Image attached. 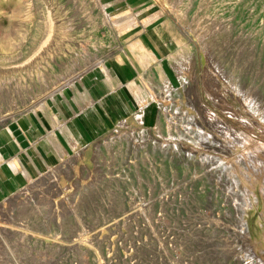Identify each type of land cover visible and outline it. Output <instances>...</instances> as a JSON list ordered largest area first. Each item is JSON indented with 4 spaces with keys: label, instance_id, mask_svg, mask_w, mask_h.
Here are the masks:
<instances>
[{
    "label": "rangeland",
    "instance_id": "1",
    "mask_svg": "<svg viewBox=\"0 0 264 264\" xmlns=\"http://www.w3.org/2000/svg\"><path fill=\"white\" fill-rule=\"evenodd\" d=\"M157 10L147 28L165 42L174 83L163 74L140 93L171 104L108 107L98 126L78 81L58 90L34 120L64 139L65 156L0 202V224L17 230L0 237V264H264L251 251L264 258V0H0V131L70 70L109 76ZM130 16L139 28L121 37L115 23ZM115 221L116 254L78 241Z\"/></svg>",
    "mask_w": 264,
    "mask_h": 264
},
{
    "label": "crops",
    "instance_id": "2",
    "mask_svg": "<svg viewBox=\"0 0 264 264\" xmlns=\"http://www.w3.org/2000/svg\"><path fill=\"white\" fill-rule=\"evenodd\" d=\"M159 39L162 40V38ZM141 56L142 54H120L111 65L108 64V67H111L108 71L112 70L109 76L97 68H90L86 72L88 84L84 82V86L86 85L85 87L89 95L95 99L94 101L98 104L103 101L107 107L170 105L171 103L163 102L161 98L146 100L140 91L144 87V83H151V85L161 83L163 74L167 82L174 83V74L170 73L173 59L169 54H156L155 58L143 62L147 65L144 67L141 63ZM115 75L121 80V84L117 86L118 95L110 85ZM182 81L185 82L186 78L183 77ZM167 95L171 96V94ZM101 122L104 121L101 120ZM13 124L11 129H14L9 134H5L3 130L0 131V202L26 186L29 178L31 179L36 174L43 172L51 165L53 167L59 165L65 156L64 139L59 137L57 133L52 132L50 134L51 132L42 129V125L36 123L35 126L29 121H22L21 119L16 120Z\"/></svg>",
    "mask_w": 264,
    "mask_h": 264
},
{
    "label": "bare ground",
    "instance_id": "3",
    "mask_svg": "<svg viewBox=\"0 0 264 264\" xmlns=\"http://www.w3.org/2000/svg\"><path fill=\"white\" fill-rule=\"evenodd\" d=\"M7 3V2H6ZM5 3V4H6ZM54 5V4H53ZM7 6V5H6ZM10 6V5H9ZM54 7V6H53ZM125 7V6H124ZM58 8V7H57ZM122 8V7H121ZM129 8V7H128ZM13 9V8H12ZM3 10V9H2ZM15 10V9H14ZM115 10V9H114ZM122 10V9H121ZM43 11V10H42ZM3 12V11H2ZM60 12V11H59ZM88 12V11H87ZM41 13V12H40ZM54 13V12H53ZM107 13V12H106ZM116 13V12H115ZM127 13V12H126ZM160 13H161V11L160 10H157V11H155L154 13H152V14H150V15H148V16H146L144 19H141L142 21H141V24L143 25V27L145 28V30H144V32H145V34H144V36H147L148 37V39H146L145 37H143V38H139V39H137V40H135V41H132L131 42V44H130V46H129V48L128 49H124L122 46H119L120 48H121V50L123 51V54H132V53H130L131 52V48H138L139 50H141V54H142V56H141V58H142V61H144V62H146V61H148L150 58H155V55L156 54H166L165 53V47H164V43H163V41L161 40V39H159V37L157 36V34L155 33V31H154V29L152 28V29H149V28H147V25L150 23V22H152L153 20H155L156 18H158L159 16H160ZM11 14V13H10ZM56 15H57V13H55ZM12 16V15H11ZM106 16V15H105ZM9 17H10V15H9ZM44 17V16H43ZM117 17V16H116ZM185 17V16H184ZM13 18V17H12ZM55 18V17H54ZM106 18V17H105ZM115 18V17H114ZM113 17H112V19H114ZM215 20H217V19H219V17H218V14H216V15H214V17H213ZM57 19V18H56ZM107 19V18H106ZM110 19V18H109ZM45 21V20H44ZM56 21V20H55ZM47 24H49V23H47ZM116 24V26H117V31H118V33H119V35L122 37V36H126V34H128V32H129V30H130V28L132 29H134V28H136L137 26H138V21H137V19L134 17V16H130V17H128V18H126V19H124L123 21H119L118 23H115ZM8 25V24H7ZM14 25V24H13ZM186 25V24H185ZM197 25H198V23H197ZM56 26V25H55ZM62 26H64V25H62ZM48 27H50V26H48ZM61 27V26H60ZM100 27V26H99ZM12 28V27H11ZM116 28V27H115ZM138 28H139V26H138ZM61 29H63V28H61ZM132 29V30H133ZM8 30V29H7ZM131 30V31H132ZM211 30H212V28H211ZM210 30V31H211ZM215 30V29H214ZM10 31V30H9ZM48 31V30H47ZM60 31V30H59ZM44 32V31H43ZM139 32V31H138ZM13 33V32H12ZM63 33V32H62ZM61 33V34H62ZM64 33H67L68 34V32H64ZM208 33V32H207ZM11 36V35H10ZM61 36V35H60ZM203 36V35H202ZM205 36V35H204ZM203 36V37H204ZM3 37V36H2ZM64 37V36H63ZM198 39V38H197ZM196 39V40H197ZM215 39V38H214ZM221 45V44H220ZM107 48V47H106ZM1 50V49H0ZM201 53V52H200ZM48 54H49V52H48ZM50 55V54H49ZM131 57V56H130ZM134 57V56H133ZM50 58H51V56H50ZM129 58V57H128ZM136 61V60H135ZM95 62V61H94ZM137 63V62H136ZM166 63V62H165ZM94 64V63H93ZM163 64V63H162ZM102 65V64H101ZM124 66V65H123ZM127 66V65H126ZM204 66V65H203ZM116 67V66H115ZM164 67V66H163ZM39 68V67H38ZM81 68V67H80ZM88 66H86V67H84L81 71H79V72H76V69H73V70H70L68 73H66L65 75H63V78H61V81H60V83H58V84H56V86L55 87H51V89H49L44 95H43V97L40 99V103H39V105H38V107L36 108V109H28V110H26V111H17V112H14V113H8V117L7 118H10L11 120H17V118H19L18 120H22V121H29L32 125L34 124H36L35 123V121H34V119H35V117H34V115H36L38 112H39V110L41 109V108H44V107H50V103L48 102V100H51L53 103H56V100H57V97L56 96H53L54 94H56V92L58 91V90H62L65 86H69V85H75L76 83V81H78L79 82V84L81 85V87L83 88V90L82 89H80V88H77V93L79 94V96H80V99H82L83 100V107H86V106H88V103L85 101V95H86V92H88L87 91V88L84 86V82H85V75H86V72H87V70H88ZM99 68V67H98ZM129 68V67H128ZM130 69V68H129ZM135 69V68H134ZM164 69H166V68H164ZM45 70V69H44ZM167 70V69H166ZM40 71V70H39ZM94 71V70H93ZM112 71V70H111ZM110 71V72H111ZM118 71V70H117ZM122 71V70H121ZM133 71V70H132ZM139 71V70H138ZM131 72V71H130ZM167 72V71H166ZM36 73H38V72H36ZM108 73V72H107ZM168 73V72H167ZM40 74V73H39ZM105 74V73H104ZM132 74V73H131ZM171 74H172V71H171ZM168 75V74H167ZM173 75V74H172ZM206 75V74H205ZM41 76V75H40ZM168 76H170V75H168ZM37 77V76H36ZM206 77V76H205ZM219 77V76H218ZM112 78V77H111ZM170 78V77H169ZM203 78V77H202ZM207 78V77H206ZM58 79V78H57ZM168 80V79H167ZM178 80V79H177ZM235 80V79H234ZM99 81V80H98ZM127 81V80H126ZM172 82V81H171ZM177 83V82H176ZM203 83V82H202ZM119 84H121V80L115 75V76H113V80H112V82H111V87L114 89V90H116V93H117V95L119 94L118 93V91H117V89H118V85ZM135 84V83H134ZM178 84V83H177ZM79 85V86H80ZM176 85V84H175ZM198 85V84H197ZM207 85V84H206ZM212 85V84H211ZM173 86H174V84H173ZM102 87H103V85H102ZM148 88H149V86H148ZM202 88H203V86H202ZM108 89V88H107ZM81 90V91H80ZM121 91H122V88L120 89ZM104 92H105V90H104ZM121 93V92H120ZM94 96V95H93ZM104 96V95H103ZM101 97V96H100ZM103 98V97H102ZM90 99V98H89ZM151 100V99H150ZM136 102V101H135ZM217 102V101H216ZM93 103V105L90 107V108H85V112H84V117L86 118V116L88 117V119H90V122L91 123H93L95 120L91 117L92 116V114H94L96 117H97V121L98 122H96L97 124L96 125H98V126H101L102 125V123H101V120H102V117H103V112H105V110L108 108L107 106H105V104H104V102L102 101V102H100L99 104L96 102V101H94V102H92ZM144 103H146V102H144ZM153 103V102H152ZM101 104V105H100ZM109 104V103H108ZM90 106V105H89ZM155 106V105H154ZM153 106V107H154ZM158 106V105H157ZM127 108V107H126ZM25 109V108H24ZM139 109V108H138ZM137 109V110H138ZM146 109V108H145ZM126 110V109H125ZM81 111V110H80ZM111 111V110H110ZM169 111V110H168ZM8 112V111H7ZM153 112H154V110H153ZM156 112H157V110H156ZM114 114V113H113ZM19 115V117H17ZM54 116V115H53ZM110 116H112V115H110ZM17 117V118H16ZM39 117V116H38ZM171 117V116H170ZM4 119V118H3ZM2 119V120H3ZM87 119V120H88ZM36 120V119H35ZM4 121V120H3ZM53 121L57 124V125H64L63 123L61 124V122H58L57 121V119H55V118H53ZM114 121V120H113ZM10 122V121H9ZM14 122V121H13ZM19 122H21V121H19ZM40 122V121H39ZM155 123V122H154ZM48 124V123H47ZM110 124V123H109ZM71 125H72V127L73 128H76L77 130L80 128V125H79V121L78 120H76V122L75 121H73L72 120V122H71ZM14 126V124L13 125H11V127H10V125H8V126H6V127H4V129H3V131L5 132V134H9V132H11V130H13V129H11L12 127ZM36 126V125H35ZM67 126V125H66ZM65 126V127H66ZM146 126V125H145ZM34 127V126H33ZM81 127H82V125H81ZM110 127V126H109ZM16 128V127H15ZM19 128V127H18ZM38 129V128H37ZM82 129H83V127H82ZM17 130V129H16ZM96 132V131H95ZM87 133V132H86ZM101 133V132H100ZM117 133V132H116ZM14 134H15V131H14ZM240 134V133H239ZM39 135V134H38ZM98 136V135H97ZM2 138V137H1ZM11 140V139H10ZM239 140V139H238ZM14 141V140H13ZM242 142V141H241ZM37 144V143H36ZM19 147V146H18ZM35 147V146H34ZM219 147V146H218ZM83 148V147H82ZM26 154V153H25ZM27 156V155H26ZM29 156V155H28ZM63 156H64V154H63ZM57 159V158H56ZM18 160H20V159H18ZM8 161V160H7ZM255 162L257 163V162H259L260 163V167H262V168H264V162H263V160L261 159V158H259V159H257V160H255ZM17 165V164H16ZM52 166V165H51ZM19 167V166H18ZM65 167V166H64ZM257 167V166H256ZM35 168V167H34ZM258 169V168H257ZM53 170V169H52ZM243 170V169H242ZM255 170V169H254ZM17 171H18V169H17ZM27 171V170H26ZM23 172V171H22ZM38 172V171H37ZM48 172V171H47ZM257 172V171H256ZM52 173V172H51ZM41 174H43L42 172H40L39 173V175H41ZM45 174V173H44ZM46 175V174H45ZM245 175V174H244ZM36 178H38V177H36ZM245 180H244V182L246 181V180H248V177L245 175ZM33 179V178H32ZM35 179V178H34ZM33 179V180H34ZM28 180V179H27ZM29 180H30V178H29ZM42 180V179H41ZM241 180V179H240ZM30 182V181H29ZM61 184H63V183H61ZM31 185V184H30ZM258 185V184H257ZM26 193V192H25ZM68 193H70V192H68ZM27 195V194H26ZM62 197V196H61ZM65 197H66V195H65ZM66 199H67V197H66ZM20 201V200H19ZM23 201V200H22ZM26 201V200H25ZM56 202H58V201H56ZM57 204V203H56ZM252 204V203H251ZM130 205V204H129ZM128 205V206H129ZM247 205V204H246ZM264 205V204H263ZM5 206V205H4ZM16 206V205H15ZM19 206V205H18ZM131 206V205H130ZM3 207V206H2ZM25 207H26V205H25ZM12 212V211H11ZM16 212V211H15ZM4 216H5V218L3 219V223H9V222H12V220H13V218L9 215V213H4ZM14 216H15V214H14ZM158 218V217H157ZM17 220V219H16ZM20 220V219H19ZM18 221V220H17ZM13 223V222H12ZM22 223V222H21ZM10 224V223H9ZM114 226H112L111 224L110 225H107V226H105V227H103V228H101L100 230H98V231H96V233H94V235H92V237L90 236H86V235H84L85 233H81V234H79L78 235V241L79 242H84V243H86V242H91V241H98V242H105L106 241V243H105V245L108 247L110 244H112V246H111V248H110V252H112L111 254H116V250H117V247L115 246V239L117 238V235H118V233H119V224L117 223V221H115L114 223ZM11 225V224H10ZM23 225V224H22ZM129 225V224H128ZM127 225V226H128ZM36 226V225H35ZM38 227V226H37ZM21 228V227H20ZM19 228V229H20ZM122 228V227H121ZM20 231V230H19ZM17 232V230L15 229V227L14 228H12V226H8V225H6V224H0V237L2 236V237H7V238H9V237H16L15 235L17 234L16 233ZM27 232V231H26ZM26 232H22V234H23V237L24 236H26L28 233H26ZM37 232V231H36ZM124 232V231H123ZM261 232V231H260ZM21 233V232H20ZM136 233V232H135ZM48 234V233H47ZM262 234V233H261ZM241 235H242V238H243V243H244V245H247V243L251 240L250 239V235H249V233L246 231V230H244L242 233H241ZM32 236V235H31ZM33 237H34V239L31 241L32 243H39V241H41V242H51V240H52V238L54 237V235H50V234H48V235H46V236H44V237H39V236H34L33 235ZM18 238V237H17ZM125 238V237H124ZM4 239V238H3ZM6 239V238H5ZM24 239V238H23ZM54 240V239H53ZM253 240V239H252ZM58 243V242H57ZM259 243V242H258ZM19 244V243H18ZM87 244V243H86ZM120 244V243H119ZM91 245V244H90ZM22 246V245H21ZM10 247V246H9ZM247 247V246H246ZM94 248V247H93ZM92 248V249H93ZM252 248H254V247H251L250 249H252ZM6 249H7V245H6V242L5 241H3V240H1L0 239V254H2V253H5V251H6ZM10 249V248H9ZM106 249V248H105ZM125 249V248H124ZM15 250V249H14ZM33 250V249H32ZM97 250V249H96ZM246 251V250H245ZM252 251V255L253 256H255L257 259H259V260H261V262H263L264 263V258H261V257H259L258 256V254L255 252V251H253V250H251ZM15 252V251H14ZM31 252V251H30ZM127 252V251H126ZM37 253V252H36ZM98 253V252H97ZM123 253V252H122ZM125 255V254H124ZM250 256V255H249ZM2 258V257H1ZM42 258V257H41ZM6 259V258H5ZM51 259V258H50ZM98 260V259H97ZM3 261H5L4 259H3ZM3 261H2V263H3ZM42 261V260H41ZM1 262V261H0ZM46 262V261H45ZM131 262V261H130ZM4 264V263H3ZM30 264V263H29Z\"/></svg>",
    "mask_w": 264,
    "mask_h": 264
}]
</instances>
